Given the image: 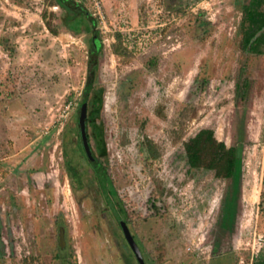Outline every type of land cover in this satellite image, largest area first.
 Wrapping results in <instances>:
<instances>
[{"label": "rangeland", "instance_id": "rangeland-1", "mask_svg": "<svg viewBox=\"0 0 264 264\" xmlns=\"http://www.w3.org/2000/svg\"><path fill=\"white\" fill-rule=\"evenodd\" d=\"M73 1L101 44L85 133L117 208L78 144L89 26L67 31L53 0H0V264H138L119 222L143 264H264V55L239 50L249 0H95L101 20ZM238 118L240 185L225 199L229 181L188 168L182 145L211 129L229 147Z\"/></svg>", "mask_w": 264, "mask_h": 264}, {"label": "trees", "instance_id": "trees-1", "mask_svg": "<svg viewBox=\"0 0 264 264\" xmlns=\"http://www.w3.org/2000/svg\"><path fill=\"white\" fill-rule=\"evenodd\" d=\"M53 2L63 12L62 25L67 31L73 34H78L81 33L85 24L89 26L91 36L87 51L85 81L81 90V98L78 108L79 111L81 106H84V124H86L88 120L91 121L94 117L100 104V98L96 95L90 100L88 108L86 106L87 97L94 90L96 59L101 50V44L97 37V32L94 31V20L80 4L75 3L73 0H53ZM263 3L264 0H249L248 5L240 7L241 16L238 26V32L240 35L239 50L243 56L264 55V10L260 9ZM241 68L240 72L243 71V67ZM194 81H196L194 83L198 84L200 89L205 86L207 80L202 79L197 82V80L194 79ZM247 89L248 80L246 78L239 77L235 80L234 99L244 104ZM239 118L241 119V117ZM239 118L237 119L238 124L235 126L233 142L229 145V147H226L222 142H217L211 129H201L197 131L182 145L184 161L188 168L197 169L201 167L200 165H203L204 169L214 170L216 176L222 175V178L229 181V190L227 195H225V199L228 198L227 196L231 197L233 193H236L240 185L243 131L241 127V120H239ZM78 140H80L79 137ZM86 143L91 160H89L85 154L84 157L92 171L98 190L105 197L108 203H111L110 199H112L113 203L111 204L115 205V208H117V203L114 201L115 192L112 189L111 182L105 173V169L92 155L87 141V136ZM78 144L80 145L81 142H78ZM151 157L154 158L153 153ZM65 167V170L70 178L77 180V174L74 168L67 162H65ZM124 225L126 226L125 223ZM60 229L62 230V228Z\"/></svg>", "mask_w": 264, "mask_h": 264}, {"label": "water", "instance_id": "water-1", "mask_svg": "<svg viewBox=\"0 0 264 264\" xmlns=\"http://www.w3.org/2000/svg\"><path fill=\"white\" fill-rule=\"evenodd\" d=\"M84 120H85V110H84V106H81V108L77 114L78 134H79V138L81 141V146H82V149L84 151V154L86 155V157L89 160H91L89 150H88V146L86 143V133H85ZM119 228L121 230V234L124 238V241H125L127 247L129 248V250L131 251L132 255L134 256L135 260L137 261L138 264H143L141 257H140V254H139V251H138L135 243L133 242L132 237L130 236V234H129V232H128V230H127V228L123 222H119ZM57 239H58V246L60 247L63 244L62 243V230L60 228L58 229Z\"/></svg>", "mask_w": 264, "mask_h": 264}, {"label": "built area", "instance_id": "built-area-1", "mask_svg": "<svg viewBox=\"0 0 264 264\" xmlns=\"http://www.w3.org/2000/svg\"><path fill=\"white\" fill-rule=\"evenodd\" d=\"M93 2V6H94V9L96 11V14H97V17L99 20H101V16H100V13H99V6H98V3L95 1V0H92ZM252 258V257H251ZM252 260V259H251Z\"/></svg>", "mask_w": 264, "mask_h": 264}, {"label": "flooded vegetation", "instance_id": "flooded-vegetation-1", "mask_svg": "<svg viewBox=\"0 0 264 264\" xmlns=\"http://www.w3.org/2000/svg\"><path fill=\"white\" fill-rule=\"evenodd\" d=\"M79 142H81L80 140H79ZM82 147V146H81Z\"/></svg>", "mask_w": 264, "mask_h": 264}]
</instances>
